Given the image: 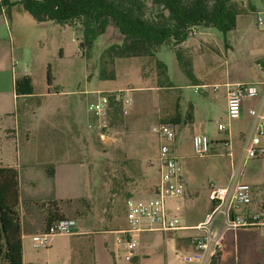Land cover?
<instances>
[{"label":"rangeland","instance_id":"1","mask_svg":"<svg viewBox=\"0 0 264 264\" xmlns=\"http://www.w3.org/2000/svg\"><path fill=\"white\" fill-rule=\"evenodd\" d=\"M6 1L14 3L20 0ZM231 1L239 8L241 16L238 19L246 29L241 42L247 44L263 39L264 28L257 26L255 16L258 13L264 18V0ZM0 23V35L10 37L18 68L22 69L27 64L26 70L32 75L34 86L27 97L17 98L11 109L15 115L11 119L10 130L5 133L16 138L13 150L20 152L24 147L29 148L37 162L46 156L43 154L45 148L55 149L67 144L74 155L76 153L89 164L82 189L85 201L90 204L88 210L94 228L126 226L125 197L154 196L152 187L158 180L159 146L154 128L159 123H170L166 119L179 111L186 115L188 103L194 108V129L207 136L210 149L204 156L186 151L182 163L192 172L194 179L192 184L183 186L179 195L163 198L169 216L176 218L179 224L195 222L201 212L210 207L208 183L217 186L216 176L219 178L227 172L237 176L242 172L247 161H242V141L248 122L244 117L227 118L225 87L219 84L240 78L251 69L247 60L235 50L232 34L226 36L213 26H196L193 36L184 41L192 42L193 46L199 40L202 42L201 47L196 48L194 60L196 63L208 61L210 70L203 74L195 65L193 73L196 77L206 78L204 81H195L185 75L182 67L175 63V50L180 60L187 62L188 48L161 46L155 57L165 64L170 86H159L152 62L141 57L115 58L112 62L113 78L98 77L97 59L101 50L120 39L110 26L104 34L95 37L89 57H86L85 49L78 45L80 31L76 26L53 21L38 23L16 4L0 12ZM257 63L260 66V61ZM15 72L17 74L18 71ZM213 83H217L214 92L210 87ZM201 84L209 87L194 91L193 86ZM173 85L177 89H173ZM111 91L130 100L126 114L121 112V108L116 113L108 110L103 117H95L87 111L86 106L95 99L96 93ZM217 123L224 126L223 131L217 130ZM261 140L264 141L263 136ZM227 151H230V157L233 156L231 159ZM49 156L53 158L48 165L50 167L63 160L59 154ZM258 159H264V150L250 158L253 162ZM47 181L53 188L54 184ZM242 182L246 183L245 180ZM39 187L37 184L36 189ZM21 188L28 189L29 186L22 183ZM250 188L256 202L261 197V186L252 184ZM36 189L29 188L30 191ZM41 198L45 204L46 197ZM85 204L81 200L76 206L83 208ZM65 235H52L46 248H33L30 240L26 239L24 244L30 251L29 258L34 264H68L62 250L50 248L51 243H54V248L66 246L68 237ZM153 235L150 241H139L137 260L131 262L124 260L123 249H115L116 234L111 232L97 236V251H104L109 258L108 264H178L186 250L178 248L177 239L170 233L153 232ZM111 251L116 256L112 257Z\"/></svg>","mask_w":264,"mask_h":264},{"label":"crops","instance_id":"2","mask_svg":"<svg viewBox=\"0 0 264 264\" xmlns=\"http://www.w3.org/2000/svg\"><path fill=\"white\" fill-rule=\"evenodd\" d=\"M239 16H241V12L237 13L235 16L233 28L224 34L226 36H228V34H232L231 36L234 37L233 46L235 50L238 51L240 56L247 60V64L251 69L240 78H234L230 80L231 82L225 81L223 83L220 82L219 84L225 87V92L227 86L232 83L242 82L253 85L256 93L252 97L243 98L241 103V114L239 116L242 118L244 117L247 120L249 127L250 116L248 115L247 110L249 108L259 107L264 109V86L261 81L262 75L264 74V37L261 40L253 41L247 44L241 42V39L243 40L246 36V29H243V25H241L238 19ZM243 36L244 38H242ZM199 42H196L194 46L192 42H184L181 44V48H188V54H186L190 62V73L192 74L191 77L195 81H204L206 78L196 77L193 73L195 65L198 67V71L203 74L208 73L210 70L209 67L211 65L208 63V61H203L202 63L195 62L194 57L198 51L196 48H200L202 43L200 40ZM12 48L13 47L10 37L7 36V38H4V36L0 35V166L13 167L17 170L18 174V209L20 213L21 225L20 241L22 264H34V262L28 256L30 251L26 248L24 241L26 239L30 240V235L32 233L43 230L44 207H40L39 203H44V201L41 197H46V201H53L56 205L57 211L61 213L63 217L72 218L76 223V233L65 235L68 237V243L66 246L54 248V243H51L50 248L62 250L65 255V262L68 264H108L109 258L104 255V251H102V249L101 252L97 251L95 239L100 234H105L107 232L114 233L116 234L114 242L115 249L117 248V250H122V239L120 238L119 231L124 229L126 226L113 227L112 229L94 228L93 221L90 219V212L88 210L90 204L89 202L85 201L87 199L86 195L84 194V190L82 189L85 178L88 176L89 164L86 163L82 158L77 157L76 153L74 155V151L70 149L67 144L63 147H55V149L53 147L45 148L43 154L46 156L40 158L41 160L37 162V158L34 157L35 154L30 151L29 148L24 147L20 152L17 149L13 150L14 146L12 147V145L15 144L16 138H12L7 133H5V131L10 130L11 119L14 118L15 115L11 109H13L17 98L28 96L25 94L15 93L13 89L14 79L22 75H26L30 78L32 91L34 87L32 75L28 70H26L27 64H24L22 69L18 68ZM19 57L21 56L19 55ZM258 60L260 61V66L257 65V62H259ZM13 61H16L15 67H12ZM175 63L178 64L176 58ZM16 70L18 71L17 74L15 72ZM226 78L227 77L225 76V79ZM201 85H206V87H209L207 84ZM213 85H217V83H213L211 86ZM172 88L177 89V87L174 85ZM188 105H190L188 111L191 116L190 119H185V115H183L182 111L177 112L172 118L166 119L168 122L171 121L167 124L171 126L174 132L172 153L181 163L182 171L180 174V179L183 186L185 187L187 183L189 185L192 184L194 175L184 166L182 160L185 158L184 155L186 151H191V135L195 133H201L200 131H196L194 129V108L192 109L190 103H188ZM176 115L178 120H172L176 118ZM13 133L15 134L16 132ZM25 139L27 140V137ZM261 139L262 137L259 140L258 146L264 150V141ZM223 143L226 145L227 141ZM228 152L230 153V151H227L226 154ZM52 154H59L63 160L61 159L60 161L58 160L57 162L53 163V174L52 176H47L45 168L50 164V161H52L51 159L53 158L49 156ZM228 156L230 157V155ZM240 156L241 155L239 154L238 158L241 159ZM231 157L233 156L231 155ZM244 160L246 159L243 158L242 161ZM249 160L250 158H247L242 172H238L239 174L235 177V179L238 181L245 180L246 183L250 184V186L252 184L261 186V197L259 200H256V202L254 191H252L250 188V203L247 207V210H259L264 212V159H258V161L254 162ZM230 177V172H227L219 178L216 176L215 180L217 182V186H223L227 184ZM47 180H50V182L54 184L53 188L49 187V182ZM22 183L24 185H28L29 188L36 189L37 184L40 185V187L39 189L30 191L29 188L22 189ZM155 184L156 183H154L152 187L153 194ZM38 194L44 196H40ZM129 197L131 198V195L125 197V199ZM78 199H83V203H86L85 207L78 208L76 206ZM24 201L27 202L25 203ZM207 210L208 209L201 212V216H199L195 222L180 224L185 228H181L173 232L162 233L172 234L178 241V248H182L186 251L189 250L190 247L188 238L192 233H185L182 231H190L189 227H192L200 222ZM153 232L159 231H140L136 233L138 242L134 256L130 259V262L137 260V247H139V241H150L154 238ZM50 238L48 240L47 247L50 244ZM48 250H46V252ZM141 253H144L143 247L141 248ZM111 255L112 257L116 256L114 255L113 251H111ZM178 261V264H181L180 258ZM216 264H264V233L262 230L254 227H243L237 228L233 231H226L223 235Z\"/></svg>","mask_w":264,"mask_h":264},{"label":"trees","instance_id":"3","mask_svg":"<svg viewBox=\"0 0 264 264\" xmlns=\"http://www.w3.org/2000/svg\"><path fill=\"white\" fill-rule=\"evenodd\" d=\"M15 4L38 23L53 21L76 26L80 31L78 45L85 49L86 57L95 37L112 27L120 39L101 50L97 59L98 77L113 78L115 58L141 57L152 62L159 86H170L165 64L155 57L161 46H180L188 37L187 31L196 26H213L224 34L233 28L239 13L231 0H20L14 3L0 0V12ZM175 58L185 75L191 76L189 60L181 61L177 50ZM13 89L16 94H31L30 78L26 75L15 78ZM108 110L119 112L120 102L111 97ZM190 117L189 113L185 115V119ZM177 118L176 115L172 120ZM45 172L52 176V167L46 166ZM18 203L17 170L0 166V264H22ZM39 206L44 207L43 229L63 218L53 201Z\"/></svg>","mask_w":264,"mask_h":264},{"label":"built area","instance_id":"4","mask_svg":"<svg viewBox=\"0 0 264 264\" xmlns=\"http://www.w3.org/2000/svg\"><path fill=\"white\" fill-rule=\"evenodd\" d=\"M255 22L264 28V18L258 13ZM194 28L187 31L191 36ZM259 65V63H257ZM16 66L13 61L12 67ZM264 78V75H263ZM264 86V79L262 80ZM205 88L206 85H194L193 89ZM217 86H211L212 91ZM253 85L236 82L227 86L225 92V113L227 118L236 119L241 114L243 98L255 95ZM94 100L86 108L95 117H103L109 108L110 98L120 102L121 112L126 114L130 100L125 96L119 97L118 92H98ZM264 95V89H263ZM250 123L246 136L242 141V157L252 158L262 152L259 140L264 136V109L249 108ZM218 131H223L224 126L216 124ZM159 141L157 154L158 180L154 186V196L150 198H126L124 201L126 227L119 231L122 239L123 258L126 261L134 256L137 246L136 233L140 231L173 232L181 228L176 218L169 216L163 204L164 197L180 194L183 184L180 179L181 163L172 153L174 132L167 123H159L154 128ZM104 137V135H100ZM190 147L195 156H204L209 152L210 141L205 134L195 133L190 137ZM230 155V153H227ZM236 174L230 177L227 184L214 186L208 183V199L210 207L203 218L196 225L189 227L194 232L189 236V250L180 256L181 264H216L223 235L226 231L237 228L254 227L264 233V212L259 210L249 211L250 185L235 179ZM76 233V223L72 218L63 217L49 223L42 231L32 233L30 242L33 248H46L49 238L54 234L71 235Z\"/></svg>","mask_w":264,"mask_h":264}]
</instances>
